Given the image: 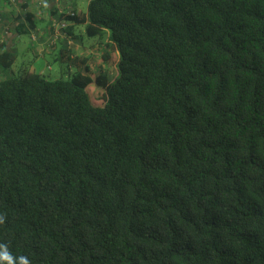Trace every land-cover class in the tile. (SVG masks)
<instances>
[{"label":"trees","instance_id":"trees-1","mask_svg":"<svg viewBox=\"0 0 264 264\" xmlns=\"http://www.w3.org/2000/svg\"><path fill=\"white\" fill-rule=\"evenodd\" d=\"M82 20L103 72L0 78V243L30 264H264V0H90Z\"/></svg>","mask_w":264,"mask_h":264},{"label":"crops","instance_id":"crops-1","mask_svg":"<svg viewBox=\"0 0 264 264\" xmlns=\"http://www.w3.org/2000/svg\"><path fill=\"white\" fill-rule=\"evenodd\" d=\"M48 8L37 9L35 4L26 0V5H24V1L19 3V11L20 14H16V8L10 7V5L6 3L5 0H0V21H6L7 17L13 16L16 14V21L19 20L20 25H25L24 29L28 33V30H35L38 32L37 42L33 43V51L36 54V57H39L41 54H50L54 56V59H59L60 61H65L69 65L73 66L75 69H82L84 66H88L89 72L91 73H101L105 70V62L99 57L102 53L105 52V47L103 44H100L99 41L95 39H88L83 36L84 23H82V17L86 13L81 7L76 3V0H56V4L54 0H45ZM49 1V2H48ZM55 4V5H54ZM62 11L66 13L68 10H74L76 13L81 14L80 22L68 21L66 22L67 27H71L72 32L76 36V38L72 36L74 40V44L71 48V53L66 48V43L64 39L59 38L54 45V47H49V41L55 30H57V26L52 25L53 17L57 16L55 11L52 12L51 8ZM54 7V8H53ZM7 15V16H6ZM6 16V17H5ZM18 24V23H17ZM16 29V26H15ZM15 29L13 31H15ZM23 30V29H22ZM17 31V29H16ZM0 37H2V30L0 25ZM19 35L17 36V32L12 34L11 36L6 37V40L3 43H0V51L9 50L13 52H17V44ZM17 54V53H16ZM59 54V55H58ZM71 54H73L71 56ZM113 57V58H112ZM110 62L115 59L117 61V54L112 55ZM72 60H70V59ZM94 58H97L96 61L102 62L101 66H97L93 64ZM74 59V60H73ZM80 59V60H79ZM76 60V61H75ZM75 61V62H74ZM82 61V62H81ZM84 61V62H83ZM104 64V65H103ZM104 70H102V69ZM2 77V71L0 70V78Z\"/></svg>","mask_w":264,"mask_h":264},{"label":"rangeland","instance_id":"rangeland-1","mask_svg":"<svg viewBox=\"0 0 264 264\" xmlns=\"http://www.w3.org/2000/svg\"><path fill=\"white\" fill-rule=\"evenodd\" d=\"M90 0H76V3L81 7L85 12L87 9L88 2ZM37 35V31L33 30ZM30 30L28 33H23L19 35L17 44V57L15 63L13 64L11 70L2 71V77H11V76H22L23 73L27 71L36 72L40 74L46 80H67L73 76L77 71L73 66L69 65L65 61H58L54 59L53 55L48 53L41 54L39 57H36L35 52L33 51V42L31 41ZM18 36V34H17ZM88 40V38H86ZM37 42V41H36ZM35 42V43H36ZM59 55V54H58ZM113 62H116L115 59ZM113 66V64H112ZM102 101H95L94 104L99 105Z\"/></svg>","mask_w":264,"mask_h":264},{"label":"built area","instance_id":"built-area-1","mask_svg":"<svg viewBox=\"0 0 264 264\" xmlns=\"http://www.w3.org/2000/svg\"><path fill=\"white\" fill-rule=\"evenodd\" d=\"M7 5L9 4L10 7H15L16 8V14H20L19 11V5L17 6V2L16 0H5ZM30 2L35 4V7L37 9L41 8L42 5V1L41 0H30ZM62 13V11H60V14ZM16 14H13V16L10 15V17H7L6 21L1 20L0 21V25H1V30H2V37H0V43H3L6 40V37L11 36L12 34L15 33V31H13L15 29L16 26ZM70 17H72L74 15L73 10H68L66 13H64ZM7 16V15H6ZM5 16V17H6ZM53 26H57V30L54 31L51 40L49 41V45L51 44H55V42L59 39V38H63L66 43H67V48L68 50L72 47L73 45V41L70 38V36H68L66 34V32H64V29L66 28V23L65 21H58L55 22V19H53ZM38 33V32H37ZM38 35L32 31L31 33V41L33 43H35L37 41Z\"/></svg>","mask_w":264,"mask_h":264},{"label":"clouds","instance_id":"clouds-1","mask_svg":"<svg viewBox=\"0 0 264 264\" xmlns=\"http://www.w3.org/2000/svg\"><path fill=\"white\" fill-rule=\"evenodd\" d=\"M0 264H30V261L27 256L16 255L7 244L0 243Z\"/></svg>","mask_w":264,"mask_h":264}]
</instances>
